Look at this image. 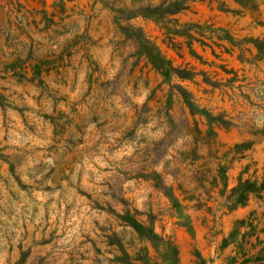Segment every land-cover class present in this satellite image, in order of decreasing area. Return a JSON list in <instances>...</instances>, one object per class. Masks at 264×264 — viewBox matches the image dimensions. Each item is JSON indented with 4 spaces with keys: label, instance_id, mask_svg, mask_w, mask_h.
<instances>
[{
    "label": "rangeland",
    "instance_id": "1",
    "mask_svg": "<svg viewBox=\"0 0 264 264\" xmlns=\"http://www.w3.org/2000/svg\"><path fill=\"white\" fill-rule=\"evenodd\" d=\"M174 1L0 0L2 264H264V0Z\"/></svg>",
    "mask_w": 264,
    "mask_h": 264
},
{
    "label": "trees",
    "instance_id": "2",
    "mask_svg": "<svg viewBox=\"0 0 264 264\" xmlns=\"http://www.w3.org/2000/svg\"><path fill=\"white\" fill-rule=\"evenodd\" d=\"M169 6H174L176 7L174 10H170L169 13H175L177 11H179L180 9H182L179 6L178 1H174L173 3L169 4ZM166 71H170L172 70L171 66H169V62L167 61L166 64H164L163 66ZM262 184H264V179L262 181ZM128 224L131 225L135 230H137L138 232H140L141 234H143L145 236L146 239L149 238H155L156 235L152 232V229L145 226L143 223H141L140 221L136 220V218L134 216L128 215ZM165 260L167 261V264H176L177 262V258H176V251L175 248H173V246H171V244L167 245L165 250ZM127 264H159L157 262H155L153 259H151L150 257H148L147 252H145L144 256L141 258H136L131 262H127ZM243 264V263H240Z\"/></svg>",
    "mask_w": 264,
    "mask_h": 264
},
{
    "label": "clouds",
    "instance_id": "3",
    "mask_svg": "<svg viewBox=\"0 0 264 264\" xmlns=\"http://www.w3.org/2000/svg\"><path fill=\"white\" fill-rule=\"evenodd\" d=\"M0 264H2V262H0Z\"/></svg>",
    "mask_w": 264,
    "mask_h": 264
}]
</instances>
